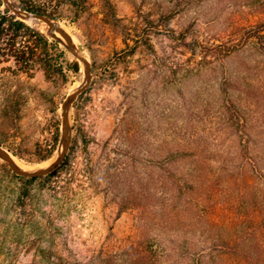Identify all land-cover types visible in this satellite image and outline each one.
Listing matches in <instances>:
<instances>
[{
    "label": "rangeland",
    "instance_id": "rangeland-1",
    "mask_svg": "<svg viewBox=\"0 0 264 264\" xmlns=\"http://www.w3.org/2000/svg\"><path fill=\"white\" fill-rule=\"evenodd\" d=\"M10 1L48 8L91 75L57 35L50 74L0 66V146L39 169L87 83L67 163L33 179L0 157V264H132V245L153 246L138 264L244 260L264 200V0Z\"/></svg>",
    "mask_w": 264,
    "mask_h": 264
},
{
    "label": "trees",
    "instance_id": "trees-1",
    "mask_svg": "<svg viewBox=\"0 0 264 264\" xmlns=\"http://www.w3.org/2000/svg\"><path fill=\"white\" fill-rule=\"evenodd\" d=\"M75 6H79L77 0H72ZM4 0H0V66L10 64L9 70L16 73H24L32 75L37 69H43L46 74H50L58 66L60 58L66 55L62 49L60 41L52 38L48 33L42 32L37 27L28 24L17 14H13L10 8L3 9ZM22 10L30 13H41L53 16L52 12L43 5L35 2H23ZM257 31V36L262 40L264 45V24ZM78 66V64H77ZM56 144L40 160L45 161L53 154ZM68 155L63 161L67 163ZM34 179V178H33ZM250 228H252L241 243L242 257L245 259L237 264H264V229L260 228V224L264 222V200L262 205L255 214H250ZM230 227L237 224V218L232 217ZM229 233V231H228ZM132 264L149 263L153 261V246L145 247L132 245ZM200 264H202L207 253L199 252ZM198 254V253H197ZM208 255H210L208 253ZM198 261V258H197ZM196 261V262H197Z\"/></svg>",
    "mask_w": 264,
    "mask_h": 264
},
{
    "label": "water",
    "instance_id": "water-1",
    "mask_svg": "<svg viewBox=\"0 0 264 264\" xmlns=\"http://www.w3.org/2000/svg\"><path fill=\"white\" fill-rule=\"evenodd\" d=\"M4 2L6 4L9 5V7L11 8V10L15 13V14H23L25 19L30 20V21H42L44 23H46L49 27V35L52 37L56 38V33H59L62 35V37L65 39L66 41V45H67V49L70 53H72L78 60L82 61L85 65H86V74L88 77H90L91 75V63L90 61L85 57L82 56L78 53V51L76 50V47L72 41V38L70 37V35L60 26V24L55 21L54 19H52L49 15L46 14H41V13H30V12H26L24 10H22L21 8H18L16 6H14L10 0H4ZM87 83L85 85H83L78 91H76L74 94H72L70 97H68V100L64 103V106L71 101L72 99L76 98L80 93H82V91L85 89ZM63 106V107H64ZM64 117V130H63V136L66 140V145L64 148V151L62 153V156L60 157V159H58V161L54 164H52L51 166H49L46 169L43 170H39L36 172H32V173H28L25 171H22L21 169H19L14 162L12 161L11 158V154L9 151H7L6 149H4L3 147L0 146V157L7 162V164L9 165V167L12 169V171L17 174V175H21V176H25V177H29V178H37V177H41L44 176L46 174H49L50 172L54 171L59 165H61L64 161V159L67 156V152L69 150V145H70V138L68 136V130H69V117L66 113L63 114Z\"/></svg>",
    "mask_w": 264,
    "mask_h": 264
},
{
    "label": "bare ground",
    "instance_id": "bare-ground-1",
    "mask_svg": "<svg viewBox=\"0 0 264 264\" xmlns=\"http://www.w3.org/2000/svg\"><path fill=\"white\" fill-rule=\"evenodd\" d=\"M60 26L69 34V30L66 28L65 25L63 24H60ZM57 36L62 37L61 34L59 33H56ZM64 39V38H63ZM65 40V39H64ZM76 50L78 51V53L82 56H84V54L78 49L76 48ZM71 103V101H69L64 107H63V110H64V113L67 114V107L68 105ZM11 158H12V161L14 162V164L19 168L21 169L22 171H25V172H28V173H32V172H36V171H39V170H42L43 168L39 169L40 166L36 165V166H31V165H26L24 164L23 162H21L18 158L14 157L13 155H11Z\"/></svg>",
    "mask_w": 264,
    "mask_h": 264
}]
</instances>
